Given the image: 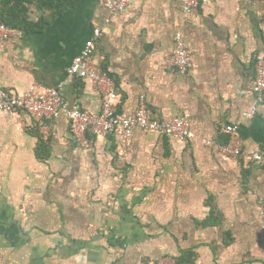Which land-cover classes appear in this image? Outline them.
<instances>
[{
  "label": "crops",
  "instance_id": "0c3cea01",
  "mask_svg": "<svg viewBox=\"0 0 264 264\" xmlns=\"http://www.w3.org/2000/svg\"><path fill=\"white\" fill-rule=\"evenodd\" d=\"M107 16L101 0H77L48 13L44 30L0 42V89L64 83L68 110L100 113L106 87L67 69L101 28L94 59L118 111L134 114L145 96L152 118L184 116L193 137L135 130L128 151L117 136L81 146L64 113L39 123L0 111V264H264V166L218 147L232 125L245 150L264 151V104L242 117L255 101L264 0H202L193 15L182 0H132L105 26ZM178 32L193 56L184 75L165 65Z\"/></svg>",
  "mask_w": 264,
  "mask_h": 264
},
{
  "label": "built area",
  "instance_id": "2783aa9c",
  "mask_svg": "<svg viewBox=\"0 0 264 264\" xmlns=\"http://www.w3.org/2000/svg\"><path fill=\"white\" fill-rule=\"evenodd\" d=\"M108 9L109 16L105 17L103 24L109 25L111 19L122 13L132 0H101ZM253 1V0H248ZM202 0H182L185 15H193L198 12ZM22 32L11 29L0 22V42L21 36ZM104 32L101 28H95L93 38L86 45L72 64L67 69L69 78H79L102 93L101 111L98 114L90 113L80 108L68 110L63 97L64 83L56 88H45L33 85L31 89L22 94L15 95L0 89V111L10 116H20L22 113L29 115L39 123L57 119L64 113L70 123L71 132L81 146L87 145V135L92 136H117L124 145L126 151L130 149L131 140L135 130L167 136L171 139L184 142L193 137L189 119L184 116H175L170 119L157 120L151 117L145 96L139 98V105L134 114H121L116 104L117 94L114 81L102 70L94 59L95 40L101 38ZM181 33L174 35L175 46L171 54L165 59V65L186 74L193 60L191 51L187 48ZM249 89L254 94L252 108L242 117L251 119L259 105L264 104V49L255 58L254 74L249 83ZM221 133L229 137L228 142L219 144V150L229 160H247L264 166V151L250 153L242 146L238 129L229 125L221 129ZM214 143V142H213ZM205 144H212L206 141ZM262 229L264 231V215ZM156 264H177L171 257L157 260Z\"/></svg>",
  "mask_w": 264,
  "mask_h": 264
},
{
  "label": "trees",
  "instance_id": "16d2710c",
  "mask_svg": "<svg viewBox=\"0 0 264 264\" xmlns=\"http://www.w3.org/2000/svg\"><path fill=\"white\" fill-rule=\"evenodd\" d=\"M76 2L77 0H0V22L22 33H36L45 29L48 13L53 17L65 14ZM39 11L43 12L40 17L37 14ZM176 261L181 264L180 260Z\"/></svg>",
  "mask_w": 264,
  "mask_h": 264
}]
</instances>
